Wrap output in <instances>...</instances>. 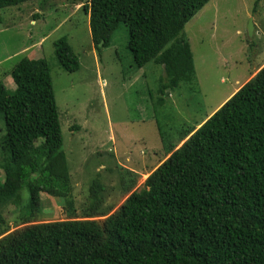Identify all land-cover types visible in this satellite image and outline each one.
<instances>
[{
	"label": "trees",
	"instance_id": "16d2710c",
	"mask_svg": "<svg viewBox=\"0 0 264 264\" xmlns=\"http://www.w3.org/2000/svg\"><path fill=\"white\" fill-rule=\"evenodd\" d=\"M31 1L0 0V9ZM71 3L86 14L97 50L124 25L133 65L162 68L160 96L195 82L182 32L208 0ZM53 45L58 66L77 71L66 38ZM9 75L12 90L0 81V210L23 205L24 214L10 231L0 211V264H264V66L176 141L158 128L160 147L146 159L151 167L139 191L140 169L118 166L109 201L96 175L80 214L48 63L24 57ZM156 153L162 157L151 160ZM41 194L61 199L67 219L40 222Z\"/></svg>",
	"mask_w": 264,
	"mask_h": 264
},
{
	"label": "rangeland",
	"instance_id": "374dc122",
	"mask_svg": "<svg viewBox=\"0 0 264 264\" xmlns=\"http://www.w3.org/2000/svg\"><path fill=\"white\" fill-rule=\"evenodd\" d=\"M71 2L34 0L0 9V81L21 58L48 63L74 205L80 214L96 175L102 196L109 201L117 196L118 166L140 169L139 191L147 166L151 167L146 159L160 147L158 128L170 142L176 141L182 130L213 114L264 65V0H208L182 32L190 46L195 82L163 96L158 93L162 68L133 65L124 25H119L109 45L102 47L100 42L97 50L86 14ZM250 19L251 37L246 31ZM62 38L78 58L79 69L73 73L56 61L53 44ZM8 78L12 90L14 83ZM159 98L163 103L154 108ZM3 133L0 116V138ZM156 154L151 160L162 157ZM40 199V222L67 219L61 199L44 194ZM0 211L10 231L20 227L23 205Z\"/></svg>",
	"mask_w": 264,
	"mask_h": 264
},
{
	"label": "crops",
	"instance_id": "0c3cea01",
	"mask_svg": "<svg viewBox=\"0 0 264 264\" xmlns=\"http://www.w3.org/2000/svg\"><path fill=\"white\" fill-rule=\"evenodd\" d=\"M79 7H80L79 5H76V8H75V9L78 10ZM254 74H255V73H253V74L248 78V80H249ZM8 76H9V73H5L4 76H3V79H2V82H3V84L5 85V87H6L7 89H8V88L11 86V84H12V83L9 82V78H8ZM248 80H247V81H248ZM236 91H237V90H236ZM236 91H235V92H236ZM235 92H234V93H235ZM234 93H233V94H234ZM224 102H225V101H224ZM224 102H222L221 105H222ZM221 105H219L218 107H220Z\"/></svg>",
	"mask_w": 264,
	"mask_h": 264
},
{
	"label": "water",
	"instance_id": "95a60500",
	"mask_svg": "<svg viewBox=\"0 0 264 264\" xmlns=\"http://www.w3.org/2000/svg\"><path fill=\"white\" fill-rule=\"evenodd\" d=\"M247 35L249 37H251L253 35V31H254V26H253V22L252 19L249 20L248 25H247Z\"/></svg>",
	"mask_w": 264,
	"mask_h": 264
},
{
	"label": "clouds",
	"instance_id": "9594fccd",
	"mask_svg": "<svg viewBox=\"0 0 264 264\" xmlns=\"http://www.w3.org/2000/svg\"><path fill=\"white\" fill-rule=\"evenodd\" d=\"M262 66H264V65H262ZM262 66H261V67H262ZM256 71H257V70H256ZM256 71H255V73H256ZM253 76H254V75H253ZM253 76H252V77H253ZM252 77H251V78H252ZM242 86H243V85H242ZM211 115H212V114H211Z\"/></svg>",
	"mask_w": 264,
	"mask_h": 264
}]
</instances>
